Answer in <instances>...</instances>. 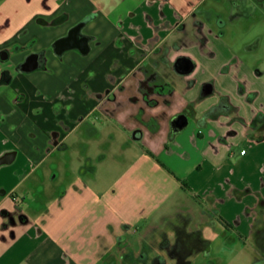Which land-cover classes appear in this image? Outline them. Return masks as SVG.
<instances>
[{
	"label": "crops",
	"instance_id": "crops-1",
	"mask_svg": "<svg viewBox=\"0 0 264 264\" xmlns=\"http://www.w3.org/2000/svg\"><path fill=\"white\" fill-rule=\"evenodd\" d=\"M210 1L0 0V60L16 70L0 74L7 79L0 83V264H91L113 245L126 246L134 228L144 248L168 253L159 244L179 228L205 240V225L248 231L264 223V95L239 47L205 21ZM85 19L77 33L87 52L55 54L53 42ZM192 25L197 33L180 42ZM30 54H42V67L20 71ZM163 68L184 86L145 100L144 76ZM94 112L126 124L128 142L141 144L137 157L105 188L94 175L83 179L98 163L86 160L81 177L52 198L49 221L17 211L42 162ZM177 114L187 126L172 133ZM66 248L92 255L66 258Z\"/></svg>",
	"mask_w": 264,
	"mask_h": 264
},
{
	"label": "rangeland",
	"instance_id": "rangeland-1",
	"mask_svg": "<svg viewBox=\"0 0 264 264\" xmlns=\"http://www.w3.org/2000/svg\"><path fill=\"white\" fill-rule=\"evenodd\" d=\"M206 6L210 9V18L205 21L223 42L228 43L229 46L239 47L242 58L250 62L255 73L258 74V78L253 80V83L262 89L264 95V0H212ZM220 22L224 24L220 26ZM189 28L181 35L180 42L190 41L193 34L197 33L196 29L192 30L193 25ZM198 37L201 36L198 35ZM9 70L16 73L8 61L0 60V74ZM99 74L95 79L97 85H100L101 80L105 78L104 74ZM181 77L166 68L161 69L159 77L144 76L141 83L144 90L141 94L145 100H152L156 93L169 91L176 82L179 85L182 82ZM137 78L141 76L134 77V79ZM180 86L184 84L181 83ZM124 125H126L124 122L109 121L97 112L77 124L64 140L65 148H58L39 166L43 171L41 178L37 173L34 174L30 195L16 204V210L23 211L37 223L41 220L49 221L48 210L52 208L50 206L52 198L74 177L80 176L79 173H82V167H86V160L89 158L92 162L98 163L92 164L90 172L85 176L81 174L83 179L87 180L94 175L97 179H101L100 188L108 186L109 181H113L123 168L137 157L142 148L139 142H128L124 133ZM107 133L114 137L108 145L106 141H108L109 134ZM247 134L252 138L256 136L252 127L248 129ZM103 156L108 157L100 165L99 158ZM250 195L252 199L255 196L254 193ZM242 229L240 227L228 229L219 222L202 227L201 234L207 241L208 247L203 246L194 251L188 258L190 264H264V223L256 222L255 226L249 228L248 231ZM47 230L48 226H45L44 231L47 232ZM139 232L138 228L132 229L126 236V246L113 245L112 250L104 252L101 258L92 259L91 264H150L157 255L162 256L166 263L175 264L169 259L168 253L157 252L156 246L148 245V248H144L145 246L143 247L139 241L142 238ZM167 240L172 244L175 241L174 233H168ZM143 241L144 238H142ZM62 252L66 258L75 259L81 255V252L86 253L89 258L92 255V250L86 249L76 252L66 248L62 249ZM135 254V258H132ZM56 259L54 263L59 264L60 259Z\"/></svg>",
	"mask_w": 264,
	"mask_h": 264
},
{
	"label": "trees",
	"instance_id": "trees-1",
	"mask_svg": "<svg viewBox=\"0 0 264 264\" xmlns=\"http://www.w3.org/2000/svg\"><path fill=\"white\" fill-rule=\"evenodd\" d=\"M87 19L83 20L82 22H79L77 25H75L70 31V33L78 32L80 27L85 24ZM62 38H59L58 40L54 41L52 44V49L56 42L60 41ZM42 56V54H40ZM43 57V56H42ZM41 57V60H42ZM42 62V61H41ZM39 67H42V64L39 65ZM18 69L20 70V65H18ZM21 71V70H20ZM7 82V79H2L0 83ZM211 111H207L204 113L205 116L211 115ZM182 186L185 187L184 182H182ZM161 249H166L169 258L174 259L175 264H190V261L188 260L189 256L192 255V253L203 246L208 247V243L206 240H203L198 232H187L183 228H179L176 230V238L175 241L172 244H169L168 240L165 239L160 242L159 244ZM150 264H167L165 259L162 256H156L150 262Z\"/></svg>",
	"mask_w": 264,
	"mask_h": 264
},
{
	"label": "water",
	"instance_id": "water-1",
	"mask_svg": "<svg viewBox=\"0 0 264 264\" xmlns=\"http://www.w3.org/2000/svg\"><path fill=\"white\" fill-rule=\"evenodd\" d=\"M78 49L81 51V53L85 54L88 50L87 48V40L85 38H79V40H75L74 33L68 34L65 38L62 37V39L58 42L55 43L53 47V51L55 54L59 55L63 51L65 52L66 50L69 49ZM37 54H30L28 55L24 61L20 65V70L23 72H28V71H34L35 69L38 68V61H37ZM176 69L178 71L179 67L176 66ZM187 126V118L185 115H175L171 121H170V130L172 133H179L183 128Z\"/></svg>",
	"mask_w": 264,
	"mask_h": 264
},
{
	"label": "flooded vegetation",
	"instance_id": "flooded-vegetation-1",
	"mask_svg": "<svg viewBox=\"0 0 264 264\" xmlns=\"http://www.w3.org/2000/svg\"><path fill=\"white\" fill-rule=\"evenodd\" d=\"M74 36H75V40H79V38H84V37H82L81 35H79L77 32H74ZM86 39V38H85ZM37 61H38V66L40 65V62L42 61L41 60V57L42 56H40V54H37ZM19 65H21V64H19Z\"/></svg>",
	"mask_w": 264,
	"mask_h": 264
},
{
	"label": "built area",
	"instance_id": "built-area-1",
	"mask_svg": "<svg viewBox=\"0 0 264 264\" xmlns=\"http://www.w3.org/2000/svg\"><path fill=\"white\" fill-rule=\"evenodd\" d=\"M242 154H243V152H242Z\"/></svg>",
	"mask_w": 264,
	"mask_h": 264
}]
</instances>
